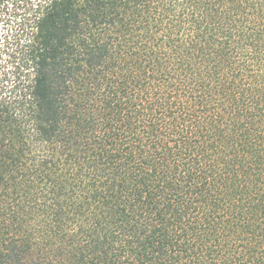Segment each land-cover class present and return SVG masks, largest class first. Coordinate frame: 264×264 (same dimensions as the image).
Returning a JSON list of instances; mask_svg holds the SVG:
<instances>
[{
	"label": "trees",
	"instance_id": "obj_1",
	"mask_svg": "<svg viewBox=\"0 0 264 264\" xmlns=\"http://www.w3.org/2000/svg\"><path fill=\"white\" fill-rule=\"evenodd\" d=\"M0 264H264V0H0Z\"/></svg>",
	"mask_w": 264,
	"mask_h": 264
},
{
	"label": "rangeland",
	"instance_id": "obj_2",
	"mask_svg": "<svg viewBox=\"0 0 264 264\" xmlns=\"http://www.w3.org/2000/svg\"><path fill=\"white\" fill-rule=\"evenodd\" d=\"M2 26L5 27V25H2V24L0 25V36L2 35V33L4 31V28H2Z\"/></svg>",
	"mask_w": 264,
	"mask_h": 264
}]
</instances>
